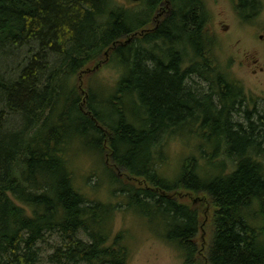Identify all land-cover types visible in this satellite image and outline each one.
Segmentation results:
<instances>
[{
	"label": "trees",
	"instance_id": "obj_1",
	"mask_svg": "<svg viewBox=\"0 0 264 264\" xmlns=\"http://www.w3.org/2000/svg\"><path fill=\"white\" fill-rule=\"evenodd\" d=\"M209 1L0 0V264H130L121 209L182 264H264V109L217 65ZM106 57L112 88L88 71Z\"/></svg>",
	"mask_w": 264,
	"mask_h": 264
},
{
	"label": "rangeland",
	"instance_id": "obj_2",
	"mask_svg": "<svg viewBox=\"0 0 264 264\" xmlns=\"http://www.w3.org/2000/svg\"><path fill=\"white\" fill-rule=\"evenodd\" d=\"M125 1L127 5L137 4L130 0ZM236 0H210L208 7L210 18L207 30L210 36L215 40L217 56L216 63L221 69L230 72L235 80L240 82L245 89L248 97L256 100L257 108L264 109V0H261V13L251 22H243L237 15L235 10ZM131 3V4H130ZM129 40L126 41V44ZM125 44V43H124ZM215 47V46H214ZM111 64V63H110ZM109 58L96 67H90L89 72L97 73V80L101 85L105 84L112 88L120 78L118 71L111 68ZM83 73L84 77L80 79L83 87L88 81L90 73ZM172 159L167 164L165 172L172 176L176 172V167L180 161L182 154L189 151L190 146L186 141L181 139L171 140ZM83 173H89L93 166L84 155L78 159L76 165ZM94 179L90 184V188L96 183ZM130 180V179H129ZM136 184L135 180H130ZM90 191L93 190L89 189ZM94 191V190H93ZM96 191V190H95ZM100 191L99 198L103 199L105 192L104 187L97 189ZM103 194V195H102ZM179 200L190 202L203 209L202 224L199 236L200 246H204L210 239L208 233L209 216L206 213V205L199 196H188L187 194H178ZM116 218V230H129L128 238L131 241L132 252L130 264H182V259L176 250L172 249L164 241L158 239L149 228L144 226V222L134 217L133 214L125 213V209H121ZM149 223H153L150 221ZM55 237L49 242V246L57 244ZM41 259L45 260L52 253L51 248L41 247ZM45 264H47L45 262Z\"/></svg>",
	"mask_w": 264,
	"mask_h": 264
},
{
	"label": "water",
	"instance_id": "obj_3",
	"mask_svg": "<svg viewBox=\"0 0 264 264\" xmlns=\"http://www.w3.org/2000/svg\"><path fill=\"white\" fill-rule=\"evenodd\" d=\"M131 2L138 3L141 2L142 0H130Z\"/></svg>",
	"mask_w": 264,
	"mask_h": 264
}]
</instances>
